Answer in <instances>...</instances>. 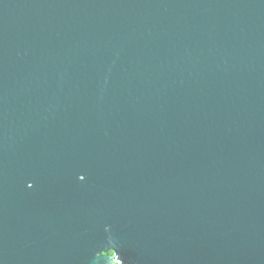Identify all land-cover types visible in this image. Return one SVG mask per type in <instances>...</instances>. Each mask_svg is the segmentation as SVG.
<instances>
[{
    "label": "water",
    "instance_id": "95a60500",
    "mask_svg": "<svg viewBox=\"0 0 264 264\" xmlns=\"http://www.w3.org/2000/svg\"><path fill=\"white\" fill-rule=\"evenodd\" d=\"M0 264H264V0H0Z\"/></svg>",
    "mask_w": 264,
    "mask_h": 264
}]
</instances>
